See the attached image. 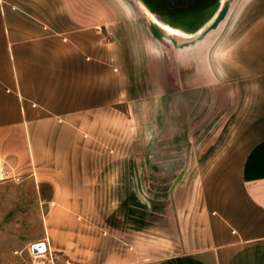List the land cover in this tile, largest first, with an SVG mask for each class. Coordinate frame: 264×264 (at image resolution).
<instances>
[{"label": "crops", "instance_id": "crops-1", "mask_svg": "<svg viewBox=\"0 0 264 264\" xmlns=\"http://www.w3.org/2000/svg\"><path fill=\"white\" fill-rule=\"evenodd\" d=\"M232 7V20L227 14L219 29L243 28L233 73L251 76L250 112L223 150L209 148V140L197 150L189 116L194 86L179 88L176 66L164 68V87L157 79L162 45L133 0H0V184L32 181L50 205L44 236L29 244L30 253L46 240L50 254L63 252L70 264H264V0H231ZM223 40L211 57L216 67ZM197 54L186 50L185 60ZM164 91L167 111L147 114L152 99L162 106ZM199 153L211 172L195 198L188 171ZM210 154L218 157L212 164ZM119 162V181L108 178ZM147 170L156 176L153 198L104 194L115 185L135 197L129 188H144ZM184 171L181 197L172 186ZM162 183L169 185L163 195ZM147 207L153 236L175 243L157 257L114 239L148 234Z\"/></svg>", "mask_w": 264, "mask_h": 264}, {"label": "rangeland", "instance_id": "rangeland-1", "mask_svg": "<svg viewBox=\"0 0 264 264\" xmlns=\"http://www.w3.org/2000/svg\"><path fill=\"white\" fill-rule=\"evenodd\" d=\"M133 2L141 10L143 17L146 19L148 35L153 36L155 41L161 42L162 45L163 51L162 53L160 52L161 56H163L161 63L162 70L159 71L161 73L157 74V79L161 81L164 87V68L176 66L178 68V75L176 77L179 88H182L183 84L186 83L193 84L194 86V109L190 110L189 116L193 119L192 129L195 136V148L199 150L209 140V148L215 147L212 150H218V147H222L221 150H223L225 147L223 146L225 145L224 143L231 141L232 132L239 126L246 125L240 122V118H244L250 112V91L248 87L253 82L250 81L251 76L249 75L233 73V54L235 47L239 44L241 45L240 42L237 43L236 41L243 36V28L239 26L234 28L226 24V26H222V29H219L221 27H219L220 23L224 21L227 14L232 20L234 7L229 11L231 0L225 1V5L214 23L191 41H184L164 32L145 14L136 0H133ZM245 16L247 17V15ZM219 39H224L222 44L225 47V51L223 53L224 57L220 61L215 59V64L219 66L216 67L213 66L214 60L211 57ZM186 50H191L198 54L197 56L195 55L196 57L190 58V61H186ZM175 51L178 56L177 61L175 57L171 58L170 56H174L173 53ZM158 65H153L155 71H157ZM146 72L145 78L148 83L147 85H149L150 81L148 79L151 76L148 70ZM257 81L259 80H254V82ZM133 84L137 83L133 82ZM166 93L165 91L162 92L161 96L164 97ZM262 93L264 94V92ZM147 100H151V98H147ZM162 100L161 107H154L152 104L156 100L152 99V102L147 106V114L164 113L166 110L164 109L166 105L165 97ZM175 109L179 115L183 114L180 111V106H175ZM133 114L137 115L136 107L133 110ZM178 125L180 129H186L185 123H179ZM212 136L215 138L213 137L212 139ZM216 136L221 137L218 139ZM203 141L205 143L202 145ZM212 141H215V145L212 144ZM208 157L212 158L210 160L211 164L214 158H218L217 155L211 156V154ZM206 158L207 155L195 154L194 170L188 171V176H190V180L192 181H189L188 187L191 189V183H193L195 198H198V191L201 189L202 180L211 172H208L205 168L207 165H201L203 162L207 163ZM124 165L122 162L113 164L112 171L107 177H114L113 180L118 179L119 181L118 176L121 175ZM145 173V177L149 180H147L144 188L141 185L138 187L136 185L130 186L129 188L130 192H132L131 194H135V197H127L125 192L128 191V188H123V186H107L103 192L107 198H109L110 194V198L116 201L119 198H137L136 194L138 191H144L143 193L146 197L153 198L155 191L154 180L156 179L155 172L147 170ZM186 181V171H184L178 176L175 185L172 186V190L179 193L181 197H184L186 194ZM114 183L117 184V181H114ZM161 187L163 195L164 190H167L169 185L162 183ZM125 195L126 197H123ZM42 198V189L32 181H18L17 179L0 184V264H70L68 262L69 257L67 258V255L63 252H54L52 255L50 253L35 255L28 250L31 242L37 241L44 236V215L50 205L45 203ZM56 207V204L52 206V208ZM147 208L148 215L146 219L150 222L149 224L147 223V227H149V231L151 230L148 234L133 233L129 236L114 239L118 244L123 245L127 249H133L131 247L133 246L135 249L141 250L143 256L157 257L164 252L168 253L169 249L166 248L175 246V243L169 240V236H164L163 238L153 236V218L151 216L153 212L152 208ZM114 224L117 226L118 231L123 229L120 217L114 221ZM125 226L128 227V225Z\"/></svg>", "mask_w": 264, "mask_h": 264}, {"label": "water", "instance_id": "water-1", "mask_svg": "<svg viewBox=\"0 0 264 264\" xmlns=\"http://www.w3.org/2000/svg\"><path fill=\"white\" fill-rule=\"evenodd\" d=\"M226 0H136L139 6L152 12L156 18L178 28L182 34H172L149 18L164 32L184 41L201 35L221 13ZM43 245L33 244V252L39 253Z\"/></svg>", "mask_w": 264, "mask_h": 264}, {"label": "built area", "instance_id": "built-area-1", "mask_svg": "<svg viewBox=\"0 0 264 264\" xmlns=\"http://www.w3.org/2000/svg\"><path fill=\"white\" fill-rule=\"evenodd\" d=\"M39 243H41L43 245L42 250L44 249V251H42V252L40 251L39 253L33 252V244H32V246L30 248V251L32 254L38 255V254H43V253H51V249H50L48 241L43 240V241H39Z\"/></svg>", "mask_w": 264, "mask_h": 264}, {"label": "bare ground", "instance_id": "bare-ground-1", "mask_svg": "<svg viewBox=\"0 0 264 264\" xmlns=\"http://www.w3.org/2000/svg\"><path fill=\"white\" fill-rule=\"evenodd\" d=\"M148 10V9H147ZM149 11V10H148ZM150 12V11H149ZM153 16H155L152 12H150ZM156 17V16H155ZM162 22V21H161ZM164 23V22H163ZM165 25H167L168 27H172V28H174V29H176L179 33H181L182 34V32L178 29V28H175V27H173V26H171V25H169V24H166V23H164ZM216 54V53H215ZM214 58V57H213ZM42 251H44V249L43 250H41V252Z\"/></svg>", "mask_w": 264, "mask_h": 264}]
</instances>
